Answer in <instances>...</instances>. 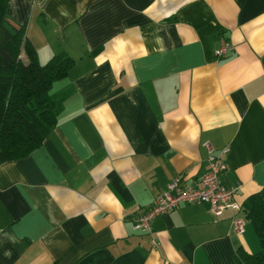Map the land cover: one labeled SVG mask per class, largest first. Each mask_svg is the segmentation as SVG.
<instances>
[{"label": "crops", "instance_id": "crops-1", "mask_svg": "<svg viewBox=\"0 0 264 264\" xmlns=\"http://www.w3.org/2000/svg\"><path fill=\"white\" fill-rule=\"evenodd\" d=\"M7 16L40 63L74 64L49 90L42 144L0 164V264H239V247L259 250L242 209L180 203L150 231L133 223L175 176L200 179L204 141L240 205L264 199V0H8Z\"/></svg>", "mask_w": 264, "mask_h": 264}, {"label": "trees", "instance_id": "trees-1", "mask_svg": "<svg viewBox=\"0 0 264 264\" xmlns=\"http://www.w3.org/2000/svg\"><path fill=\"white\" fill-rule=\"evenodd\" d=\"M8 0H0V164L28 155L56 125L55 104L49 90L74 64L65 52L40 63L25 34L24 24H12ZM259 243L249 253L239 247V264H264V199L253 193L241 204Z\"/></svg>", "mask_w": 264, "mask_h": 264}, {"label": "built area", "instance_id": "built-area-1", "mask_svg": "<svg viewBox=\"0 0 264 264\" xmlns=\"http://www.w3.org/2000/svg\"><path fill=\"white\" fill-rule=\"evenodd\" d=\"M231 48L223 42L214 54L220 56ZM207 151L208 168L200 179L189 186H181L180 178L175 176L167 184L166 189L154 200L153 205L139 214L133 223V228L140 231H150L151 220L159 215L171 212L180 203L206 202L210 211L218 216L223 210L238 211L242 206L234 199L241 187L240 182L224 185L222 174L226 171V164L220 154L216 153L209 141L203 142ZM232 224L238 232L242 231V218L232 216ZM155 244V241H152Z\"/></svg>", "mask_w": 264, "mask_h": 264}]
</instances>
